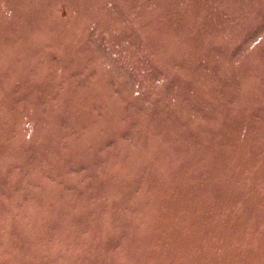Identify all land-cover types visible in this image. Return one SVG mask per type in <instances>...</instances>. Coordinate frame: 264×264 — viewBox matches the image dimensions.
Listing matches in <instances>:
<instances>
[{
	"label": "rangeland",
	"instance_id": "obj_1",
	"mask_svg": "<svg viewBox=\"0 0 264 264\" xmlns=\"http://www.w3.org/2000/svg\"><path fill=\"white\" fill-rule=\"evenodd\" d=\"M0 264H264V0H0Z\"/></svg>",
	"mask_w": 264,
	"mask_h": 264
}]
</instances>
